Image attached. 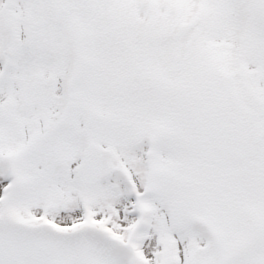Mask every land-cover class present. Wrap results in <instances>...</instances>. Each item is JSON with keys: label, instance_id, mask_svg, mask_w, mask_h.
<instances>
[{"label": "snow or ice", "instance_id": "snow-or-ice-1", "mask_svg": "<svg viewBox=\"0 0 264 264\" xmlns=\"http://www.w3.org/2000/svg\"><path fill=\"white\" fill-rule=\"evenodd\" d=\"M0 264H264V0H0Z\"/></svg>", "mask_w": 264, "mask_h": 264}]
</instances>
